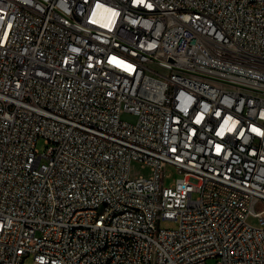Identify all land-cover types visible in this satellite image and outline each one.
Listing matches in <instances>:
<instances>
[{
	"label": "built area",
	"instance_id": "2783aa9c",
	"mask_svg": "<svg viewBox=\"0 0 264 264\" xmlns=\"http://www.w3.org/2000/svg\"><path fill=\"white\" fill-rule=\"evenodd\" d=\"M29 257L264 264V0H0V264Z\"/></svg>",
	"mask_w": 264,
	"mask_h": 264
},
{
	"label": "rangeland",
	"instance_id": "374dc122",
	"mask_svg": "<svg viewBox=\"0 0 264 264\" xmlns=\"http://www.w3.org/2000/svg\"><path fill=\"white\" fill-rule=\"evenodd\" d=\"M122 119L127 120L129 122H135L137 117L131 113L124 112L122 114ZM37 148L43 152L47 148V144L44 141L43 138H40L37 143ZM153 170L150 165L144 164L142 162L135 161L131 165V176L136 177V176H150L152 174ZM166 174L169 176H166L165 178V183L166 185H170L173 183L181 174L177 171L175 166L173 165H168L166 168ZM256 223V220L254 221ZM162 227L165 228H175L177 227V222L176 221H169V220H162L160 222ZM26 264H32L33 263V257H29L26 259ZM216 261L213 259L208 260V264H215Z\"/></svg>",
	"mask_w": 264,
	"mask_h": 264
},
{
	"label": "bare ground",
	"instance_id": "6f19581e",
	"mask_svg": "<svg viewBox=\"0 0 264 264\" xmlns=\"http://www.w3.org/2000/svg\"><path fill=\"white\" fill-rule=\"evenodd\" d=\"M100 210H110V203H100ZM79 213H86V206H79ZM135 213H137V205H124V208L114 209V216L116 217H124ZM128 246H135V239H128ZM102 247H110V239H103ZM114 260L115 252H108L104 255V263H111Z\"/></svg>",
	"mask_w": 264,
	"mask_h": 264
}]
</instances>
